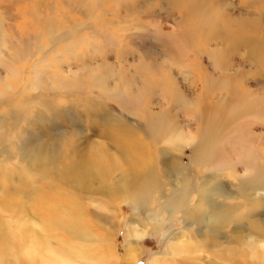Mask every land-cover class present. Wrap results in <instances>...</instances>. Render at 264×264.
Returning <instances> with one entry per match:
<instances>
[{
    "label": "bare ground",
    "instance_id": "obj_1",
    "mask_svg": "<svg viewBox=\"0 0 264 264\" xmlns=\"http://www.w3.org/2000/svg\"><path fill=\"white\" fill-rule=\"evenodd\" d=\"M204 1L169 0L168 4L183 7L190 17L199 19L200 22L195 24L194 30L201 33L203 39L219 37L229 44L247 45L251 56L264 69V40L249 37L250 32H257L259 21L247 18L234 20L223 16L221 12L212 13L208 6L206 9ZM14 3L16 4L14 16H24L26 25L47 40L46 45L49 47L45 53L54 51L55 44L68 40L69 33L65 31L66 29L57 32L54 14L51 13L54 2L14 0ZM115 3L117 4V1ZM207 4L211 9L214 6L210 1ZM98 8L104 9L102 5ZM78 27L80 25L72 24L73 29ZM1 45L6 46L0 34V48ZM35 47L38 51L44 50L43 44ZM12 51L13 49L9 48L4 53L0 49V53H4L5 56L0 58V98L14 90L22 75V71L18 70L20 66H16L20 56L11 55ZM7 57L8 61L4 62ZM28 71L25 90L20 91L16 97L8 96L5 100L7 116H2L3 111L0 107V264H108L109 256L115 260L111 264H135L140 242L145 238L150 225L145 219L149 211L160 213L167 222H173L174 218L181 219L182 228H174V231L165 238V249L161 255L159 252H153L145 264H217V259H224L226 255H229L231 262L233 260V264L240 256H248L247 259L260 257L264 260V159L263 161L259 159L261 154L256 148L257 144L254 146V141L246 138L243 128L234 127V122H245V118L247 121L253 119L255 122L264 120L255 99L253 101L250 99V103L246 102L243 106L241 101L239 106L234 104V107L228 109L229 107L221 106L218 102L212 105L200 103L210 99L208 94L204 93L202 100L199 98L196 104L193 103L192 111L187 112V122L195 121L198 131H192L193 134L187 130L190 133L186 134L185 130L177 127L168 131L171 122L166 116L167 90L161 87L160 82V86H157L159 88L156 87L155 90L161 96L158 102L160 110L154 114L150 113V103L140 97H129L116 89L112 91L107 89L106 80L101 75H96L95 81L106 88L104 94L120 98L123 107L139 104L140 111L147 113L148 117L134 126L127 124L122 126L114 122L110 131L106 128L97 130L96 135L106 140L107 147L110 148H105L106 143L104 145L95 142L85 151L74 147L72 157V145L61 154L43 147L40 144L41 138L34 141L35 136L43 133L44 122L42 121L43 124L38 127L35 123L34 129L31 124L43 119L45 115L43 111H47L49 115L56 113L55 105L45 102L47 99L44 101V93L41 90L44 76L36 63H32ZM218 81V86L222 90L224 87L221 85H226L227 78L222 77ZM212 82L216 83L214 79ZM152 87L151 84H145L141 88L149 90ZM27 88L35 90V94H29ZM52 94L50 93V97ZM31 96L33 97L31 101L24 105V97ZM223 96L226 95H220L219 101L220 99L225 101L226 98ZM16 103L20 104L22 114L18 113L19 108L16 110ZM41 104L47 108H38ZM97 104L90 103L89 107ZM32 105L33 109L35 106L38 109L31 110ZM247 110L249 112H246ZM227 111L234 112L231 119L228 113H225ZM187 113L185 112L186 115ZM8 117L15 119L14 127L20 124L19 119L24 120V125L19 131L16 129L14 135L3 126ZM166 119L168 121L164 122ZM90 121L94 123L93 120ZM230 122L233 124L231 130L227 129ZM190 123H187L188 126ZM111 132L114 133L108 134ZM148 139L149 141H146ZM182 140L190 144L191 158L208 163L209 173L195 178L191 175L187 166L189 162L182 163L180 160L181 153L178 148ZM262 140L264 144V135ZM160 141L168 144V148L175 150L177 154H171L172 157L166 159L163 154L167 148H162L161 151L157 150L155 164H151L149 148L157 147ZM153 151L155 150L152 148ZM5 167L16 171L17 174L28 176L26 177L28 182L19 178L21 181L17 184L23 185L22 190L6 185L1 187V184L11 182L15 178V174H7L8 170L5 171ZM223 174L228 177L225 183L220 180ZM42 180L45 182L42 183ZM55 181L59 187L66 184L70 188L71 192L67 196L76 195L82 190L106 196L108 201H111V206L109 208L107 204V207L102 208L110 212V216L107 218V215H102L99 218L102 222L111 220V232L105 230L104 226L91 222L90 219L87 220L89 226L84 229L79 227L80 222L74 215L78 208L81 211L79 198L68 197L64 201L55 199V189L58 187H55ZM96 183L98 185L94 186ZM61 188H64L61 191L65 195V187ZM90 196L84 193L83 198L90 199ZM217 197L221 198V202L216 200ZM119 201L130 202L134 214L127 219V238L122 259L117 262L113 255L115 243L112 244L111 236L114 231L112 221L118 218V214H114L113 210L115 203ZM176 213H179V216ZM59 218L67 220L62 224L58 221ZM243 219L247 222L243 223ZM140 220L145 223L140 224ZM91 224H96L97 229L92 230ZM192 225L197 226L193 230L197 238L195 236L192 238L188 234L191 231L187 228ZM225 228L228 229L225 231ZM55 229L67 232L74 239L61 240L59 244H55ZM86 229L90 234L99 230L104 231L103 235H100L103 238L99 240L94 237L92 242H87L86 234L89 233ZM245 237L248 239L244 242ZM253 240L256 241L252 243ZM226 241L238 244V248L241 249H236L235 245L226 247L223 244ZM250 244L253 245L252 248ZM246 251L250 254L246 255ZM180 254L182 259L177 263L175 258Z\"/></svg>",
    "mask_w": 264,
    "mask_h": 264
},
{
    "label": "rangeland",
    "instance_id": "obj_2",
    "mask_svg": "<svg viewBox=\"0 0 264 264\" xmlns=\"http://www.w3.org/2000/svg\"><path fill=\"white\" fill-rule=\"evenodd\" d=\"M48 1L54 2L51 13L54 14L55 24L58 27L57 32L60 33L66 29L65 31L69 33V37L68 40L55 44L54 51L45 53V50L49 47L46 45L47 40L45 41L44 36H39L40 34L35 29L26 25L24 16H14V6H16L14 0H0V34L6 44V46L1 45L0 49L6 53L9 48H12L11 55L20 56L16 66H20L18 70L22 71L14 90L0 98L2 116L8 115L5 113L6 108H4L6 98L8 96L14 98L25 90L29 74L28 68L32 63H36L40 73L44 76L41 88L44 93L43 97H45L44 101L47 99L45 102L55 105L56 113L55 115H49L47 111H43L42 113L45 114L42 117L43 119L37 122L34 121L31 124L34 129L36 126L42 125V121L44 122V126L42 125L43 133L35 136L34 141L41 138L40 144L46 149H52L53 152L62 154L72 145L71 155L73 157L74 147L85 151L95 142L105 145L106 140L100 138L98 134L96 135L97 130L106 128L110 131L114 122L122 126L125 124L134 126L135 123L147 119L148 114L140 111L139 104L135 103L123 107L124 104L120 98L104 94L106 88L111 89V91L112 89L119 90L120 93L127 94L129 97L135 96L144 99L148 104L150 103V113L156 114L160 110L158 102H160L161 96L155 90L159 88L157 86L162 84L161 87L167 90L168 102L166 107L168 110L166 116L171 122L168 131H171L173 127L182 128L186 134L193 133L192 131L195 130L198 131L195 121L187 122V112L192 111L194 102L196 104L199 98L202 100L204 93L208 94L207 96L210 99L200 103L212 105L214 102H218L221 106L229 107L228 109L234 107V104L239 106L241 101L243 106L246 102L250 103V99L251 101L255 99L257 106L263 109H260V115L264 119V69L251 56L249 47L243 44H229L224 39H219V37H213L210 40L203 39L201 33L194 30L195 24L200 22L199 19L190 17L183 7L168 4L169 0H95L94 5L93 0ZM208 1L213 3V10L207 4ZM204 3L206 9L209 7L212 13L221 12L223 16L230 19H257L259 21L256 28L257 32H250L249 37L264 40V0H205ZM100 5L104 8L103 10L98 8ZM72 24L80 25V27L73 29ZM36 44H43L44 50L38 51L35 47L38 46ZM4 53H0V58L5 57ZM44 56L46 57L43 60ZM6 61H8V57L4 59V62ZM214 63H216L217 68L214 67ZM96 75H101L106 80V88L95 81ZM222 77L227 78L226 85H221L224 87L223 91L217 83L218 79L220 80ZM213 79L216 82L215 84L212 82ZM145 84H151L153 87L149 90L141 88ZM232 88L233 90H230ZM235 88L236 90H234ZM35 92L33 89L28 90L29 94H35ZM50 93L54 95L52 94V97H50ZM222 94L226 95L223 96L226 98L225 101L222 99L219 101V96ZM256 97H258V100H256ZM32 98V96L24 97V105H27ZM96 102L97 105L89 107L90 103L95 104ZM181 102L184 103L179 104ZM42 105H39L38 108H47V106L44 108ZM15 106H17V110L20 104L16 103ZM33 107L34 105H32L31 110L38 109L37 106L34 109ZM17 111L18 113L21 112V108ZM246 112H249V110ZM225 113H228L230 119L231 115L234 114L231 111ZM14 120L8 117L3 125L12 135L15 134L16 129L19 131L21 126L24 125V120L19 119L20 124L18 127H14ZM89 120H93L94 123L91 121L90 123ZM244 120L245 122H234V127L237 129L243 128L246 138L249 141H254V146L257 144L256 148L259 149L258 152L261 154L259 159L263 161L264 120H256V122L253 119L247 121L245 118ZM166 121L168 119L164 122ZM187 123H190L189 126ZM227 125V129L231 130L233 124L230 122ZM187 130L190 132H187ZM29 132H31V129H29ZM112 133L114 132L108 134ZM146 141H149V139ZM107 144L106 149L110 148L107 147ZM180 144L178 148L181 153H178L181 155L180 160L182 163L189 162L187 165L188 171L190 170L194 178L210 172L208 163L191 158L190 144L186 140H182ZM157 147L150 146L149 148L151 153V161L149 162H152L151 164H155L158 151H161L162 148H167L163 154L166 159H170L171 154L176 153L175 150L172 151L168 148V144H163L161 141L157 144ZM152 148L155 151L152 152ZM154 153L157 155H154ZM55 165H58V163H55ZM5 171L8 172L7 174H15V178L11 182L1 184V187L6 185L22 190L23 185L17 183L21 181L20 179H25L28 182L26 178L28 176L17 174L16 171L9 170L8 167H5ZM227 178L223 174L220 180L225 183L224 181ZM43 182L45 181L42 180ZM57 183L55 181V187L58 186ZM96 185L98 183L94 186ZM61 186L65 187V195L62 194L61 189L64 188H61ZM61 186L55 189V199L64 201L68 197L75 199L77 196L79 198L81 211L78 208L77 213L74 212L80 222L79 227L84 229L87 225L89 226L87 220L90 219L91 222H96L97 225L104 226L105 230L111 232V220L102 222L99 218L102 215H107V218L110 216V212L103 210L107 207V204L109 208L111 206V201H108L106 196H99L100 194L90 191L88 193L86 190L79 191L76 195L67 196L71 192L70 188L66 184ZM72 192L74 191L72 190ZM84 193L88 196L92 195L91 198H83ZM216 200L221 202L220 197H217ZM103 206L104 208H102ZM114 208L113 213L118 214V218L112 221L114 231L111 239L113 240L112 244L115 243L113 255L119 262L122 259L124 243L127 238V219L134 214V211L128 201L116 202ZM176 215L179 216V213H176ZM145 219L150 225L147 224L149 226L147 233L140 242L139 254L135 264H145L153 252H159L161 255L165 249L164 241L167 235L174 231V228H182L181 219L174 218L173 222H167L163 220V215L153 211H149ZM66 220L67 218L58 219L62 224ZM242 222L246 223L247 221L243 219ZM143 223L145 221L140 220V224ZM97 225L91 224V229L96 230ZM192 226L187 229L191 231L188 234L193 238L196 237L193 230L197 226ZM227 229L225 228V231ZM103 232L101 230L93 234L88 232L89 234H86L87 242H92L94 237L101 240L103 237L100 235H103ZM243 233L247 234L245 231ZM55 237V244H59L61 240L74 239L67 232L60 229H55ZM247 237L243 239L244 242L248 239ZM255 241L253 240L252 243ZM104 243L102 242V244ZM223 244L226 247L235 245L236 249H241L234 242L226 241ZM252 246L250 244V248ZM102 249L104 248L102 247ZM237 253L240 254V252ZM249 254L250 252L246 251V255ZM218 256L221 255L218 254ZM181 257L180 254L175 258L177 263L182 259ZM247 258L248 256L237 257L235 263L264 264V260L260 257ZM107 260L108 264L115 262L112 256H109ZM217 260V264H233V260L231 262L229 255H226L224 259L219 258Z\"/></svg>",
    "mask_w": 264,
    "mask_h": 264
}]
</instances>
